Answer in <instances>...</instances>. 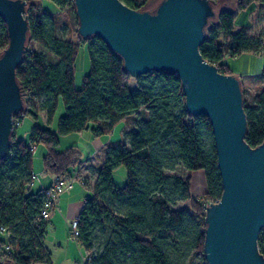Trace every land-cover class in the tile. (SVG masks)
I'll return each instance as SVG.
<instances>
[{
	"label": "trees",
	"instance_id": "trees-1",
	"mask_svg": "<svg viewBox=\"0 0 264 264\" xmlns=\"http://www.w3.org/2000/svg\"><path fill=\"white\" fill-rule=\"evenodd\" d=\"M25 1L30 31L25 59L17 69L25 102L20 119L32 116L37 122L36 103L40 102L46 123L51 125L60 99L64 114L58 120L57 132L35 123L28 140H17L14 133L8 154L0 160V228L6 230L0 233V261L51 264L44 247L48 221L41 216L48 188L33 190L37 147L46 150V173L71 177L82 165V155L75 146L59 151L61 137L86 130L99 137L108 135L121 121L131 119L135 127L127 134V144L122 141L104 151L95 184L91 186L82 179L90 190L77 217L76 241L86 252L84 264H178L191 254L194 260L206 264L205 211L220 200L223 192L209 119L187 113L177 76L154 72L134 79L101 39L84 41L77 31L78 42L62 40L54 30L56 19L43 9L44 0ZM46 1L59 10L72 9L75 13L73 0ZM120 1L141 10L137 0ZM256 5L264 7V0H238L237 12L222 10L209 25L200 52L221 74L233 75L222 63L224 59L264 50L259 37H251L247 28H235L238 12ZM46 18L51 19L50 28ZM76 23L78 30L77 16ZM83 45L88 49L90 70L77 89L75 66ZM7 46L6 25L0 18V54ZM261 79L264 81V70ZM242 91L248 124L245 140L255 148L264 142V86L250 104L243 86ZM120 167L127 174L123 187L114 182V171ZM179 168L187 173L203 172L206 193L201 199L192 197L189 175L170 174ZM174 198L189 201L191 209L203 216L202 222L197 223L187 212L171 209ZM97 231L104 242L94 254ZM7 246L9 250L5 251ZM258 246L264 255V229Z\"/></svg>",
	"mask_w": 264,
	"mask_h": 264
},
{
	"label": "water",
	"instance_id": "water-1",
	"mask_svg": "<svg viewBox=\"0 0 264 264\" xmlns=\"http://www.w3.org/2000/svg\"><path fill=\"white\" fill-rule=\"evenodd\" d=\"M78 35L101 39L136 79L150 73L179 78L185 109L209 119L223 192L206 207V264H264L258 246L264 229V142L250 147L242 82L221 74L200 48L218 17L210 0H161L134 10L120 0H73ZM25 0H0L8 46L0 54V160L9 152L15 118L25 111L17 69L29 41ZM0 264H5L0 261Z\"/></svg>",
	"mask_w": 264,
	"mask_h": 264
},
{
	"label": "rangeland",
	"instance_id": "rangeland-1",
	"mask_svg": "<svg viewBox=\"0 0 264 264\" xmlns=\"http://www.w3.org/2000/svg\"><path fill=\"white\" fill-rule=\"evenodd\" d=\"M161 0H137V3L140 5V7H156L157 4ZM237 3L238 0H218L214 3L215 7L217 8V12L219 13L222 10H230L233 12H237ZM43 9L49 13H52V17L56 19L57 27L54 29L58 37L62 40H72V41H79L78 35H77V23H76V15L72 9H66V10H59L53 3L50 1H43ZM35 12H37L35 10ZM47 25L50 28L51 19L46 18ZM214 22V21H212ZM235 28L237 30L242 28H247L249 34L251 37H259L262 40V44L264 45V7L256 5L250 6L248 9L239 11L238 15L236 16L235 20ZM38 51H42L40 48H38L37 45H34ZM260 57H249L248 55H242L237 56L233 58H228L227 62H229L233 69H241L243 71H252L254 67L256 66L254 63H256V60H264V50L261 52ZM250 58L252 60L251 64H244L246 61L250 62ZM255 65V66H254ZM90 70V60H89V54L88 49L86 45H83L78 50V55L76 59V66H75V87L77 89L81 88V85L83 83V79L86 75H88ZM262 75V74H261ZM261 75L258 79H254L252 83H242L243 89H244V97L247 102V104H250L253 102V99L257 93L262 89H260L259 85L264 82L263 79H261ZM242 82V81H241ZM131 89H136V84L134 81L131 83ZM42 105L40 102L36 103V113L38 114V120L37 122L34 120L32 116H26L21 121V116L16 117V120L19 122L20 128V135L21 138L24 140H28V137L32 131L33 126L35 123L40 125L43 128L49 129L53 132H57V126H58V120L59 118L64 114V105L62 100L59 101V106L57 109L56 116L53 120V123L51 125H47L46 122H44V116L45 112L41 109ZM15 125V124H14ZM140 124L137 125V127ZM16 129V130H17ZM121 129V128H120ZM120 129H116L113 137L118 138L120 134ZM15 130V131H16ZM87 132H83L82 134H70L65 136L64 138L60 139V145L58 147V150H62L68 145L72 144L74 141L78 140V143H81L82 139L87 138ZM123 135V134H122ZM124 141L128 142V136L127 134L124 135ZM79 145V144H78ZM80 147L83 149V146L80 145ZM109 147H106L104 151H106ZM87 149V148H86ZM84 157H87V150H84ZM45 154V148L43 146L37 147L34 153L33 157V173L37 176V181L33 184V190H36L38 187L39 181H42L46 176H48L44 171V165H43V156ZM104 159V153H101L97 159H92L93 162L96 164V168L99 166V161H103ZM97 170L95 168H90L88 170L87 177H83L87 180L89 185L93 186L97 180ZM79 174V170H78ZM172 174H178L182 177H186V174L189 175L191 179V195L193 198L201 199L205 193H206V181L205 177L203 175V172L196 173H187L182 168H179L175 173ZM76 172L73 176L68 177L70 181H74L73 177H75ZM78 176V175H77ZM77 176L75 177V180L77 179ZM114 182L117 187H123L127 182V174L124 167H120L117 170L114 171ZM82 200L79 204V208L73 209L72 212L74 215L80 211V206L82 205ZM76 207V206H75ZM117 207V206H116ZM118 208V207H117ZM171 209L181 212H187L190 216L194 217V219L197 221V223L202 222L203 216L196 214L190 207L189 201H181L179 199L174 198L173 204H171ZM71 212V211H70ZM69 239L67 242L62 241H56L54 240V237L51 236L50 233L47 231V236L45 238L44 247L48 254L51 257V261L53 264H84L86 252L85 250L78 244V241H76L75 238L71 236V233L69 231L68 233ZM104 238L102 234L97 231L94 234V241H93V253L98 254L103 246ZM6 248V247H5ZM4 248V249H5ZM190 262H189V261ZM178 264H201L197 260L193 259V255L191 254L190 257H187L185 260L181 259Z\"/></svg>",
	"mask_w": 264,
	"mask_h": 264
},
{
	"label": "crops",
	"instance_id": "crops-1",
	"mask_svg": "<svg viewBox=\"0 0 264 264\" xmlns=\"http://www.w3.org/2000/svg\"><path fill=\"white\" fill-rule=\"evenodd\" d=\"M243 55H245V54H243ZM246 55H248L249 57L253 56V57L257 58V57H260L262 54L260 52L258 54H246ZM227 59L228 58L224 59L222 63L229 67V69L233 75L240 77L242 83H245V82L252 83L253 81H255L254 79L259 78V76L262 74V72L264 70V60H261L262 58H260L259 60H256V63H254L256 66L254 65L255 67L252 71H247V72L243 71L239 68L233 69L232 65L229 62H227ZM251 62H252V60L250 58V62L246 61L244 64H248V63L251 64ZM263 86H264V82H262L259 85L260 89ZM130 120L131 119H125V120L121 121L118 125H116L114 127L113 131L110 134L103 135L100 137L95 136L91 130H86L84 132L88 133L87 138L82 139L81 143H78V140H77V141H74L72 144L68 145L67 147H65L64 149L59 150V151H64L65 149H67L69 147H73V146L77 147L78 150L80 151L81 155H82L83 163L76 171L75 177L77 175L78 176H77V179L72 184L71 189H69L68 191H66L64 194H62L60 196V198L57 201L55 209L52 211L49 220H47L48 224H47L46 229H47L48 233H50L51 236L54 237V240L62 241V242L68 241V239H69L68 233L70 231V223L73 220L77 219L79 213L81 212V210L83 208V204H84L86 198L90 195V190L87 187H85V185L82 182V179H83V177H87L86 175L88 174V170L90 168H95L98 171L99 167L101 166L102 161H99L98 162L99 166H98V168H96V164L93 162L92 159L96 160L97 157H99L101 153H104V150L106 147H111V146L115 147V146L119 145V143L124 141V135L128 134L135 127V124H133ZM44 122H46V117L44 118ZM118 128L119 129L121 128V129H120V134H119L118 138L116 139L113 137V134H114L115 130ZM19 129L20 128H18L15 131V137L17 140H24L21 138V135L19 133L20 132ZM82 133H79V134H82ZM76 134H78V133H76ZM64 137H61L60 139H62ZM80 145L83 146V148H85V149L82 150ZM84 150L88 151L86 158L84 157V152H83ZM78 170H79V174H78ZM199 172H201V171H199ZM196 173H198V172H196ZM46 174L48 176H46L42 181H39L38 187L36 188L37 190L38 189H47L53 183L54 176H52L49 173H46ZM81 200L83 203L80 206V211H78V213H76V215H74L75 213L73 214L72 210L73 209L75 210V208H77V206L79 208V204H80ZM70 233H71V231H70ZM46 236H47V232H46ZM51 264H53L52 261H51Z\"/></svg>",
	"mask_w": 264,
	"mask_h": 264
},
{
	"label": "built area",
	"instance_id": "built-area-1",
	"mask_svg": "<svg viewBox=\"0 0 264 264\" xmlns=\"http://www.w3.org/2000/svg\"><path fill=\"white\" fill-rule=\"evenodd\" d=\"M15 130L19 126V122L15 118ZM75 174V173H74ZM32 180H37V176L33 175ZM73 180L75 181V177H73ZM74 181H70L68 176H56L54 177L53 183L51 186L46 190V202L44 204V207L41 212L42 218L45 220H49L52 211L55 209L56 204L58 199L62 194H64L66 191L71 189L72 184ZM70 231H71V236L75 239L79 236V231H78V221L77 219L73 220L70 223ZM0 233L5 234L6 230L4 228H0ZM9 247L7 246L5 248V251H8Z\"/></svg>",
	"mask_w": 264,
	"mask_h": 264
}]
</instances>
